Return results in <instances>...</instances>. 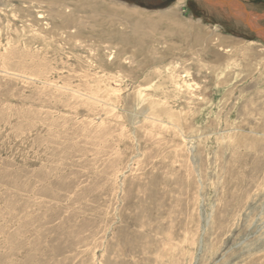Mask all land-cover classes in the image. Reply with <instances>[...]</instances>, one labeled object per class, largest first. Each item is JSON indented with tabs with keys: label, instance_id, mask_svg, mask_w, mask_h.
Wrapping results in <instances>:
<instances>
[{
	"label": "rangeland",
	"instance_id": "obj_1",
	"mask_svg": "<svg viewBox=\"0 0 264 264\" xmlns=\"http://www.w3.org/2000/svg\"><path fill=\"white\" fill-rule=\"evenodd\" d=\"M205 1L0 0V264H264V36Z\"/></svg>",
	"mask_w": 264,
	"mask_h": 264
},
{
	"label": "bare ground",
	"instance_id": "obj_2",
	"mask_svg": "<svg viewBox=\"0 0 264 264\" xmlns=\"http://www.w3.org/2000/svg\"><path fill=\"white\" fill-rule=\"evenodd\" d=\"M179 1H183V0H179ZM186 1V0H185ZM205 1V0H204ZM206 1H208V0H206ZM205 1V2H206ZM198 2H199V0H198ZM200 2H201V0H200ZM204 2V3H205ZM211 2H214L215 4H217V5H219V7L221 6L222 7V5H223V7H222V9H219V10H222V11H225L226 12V8L228 7V10L230 9L231 11H232V13L235 15V17L236 16H239L240 18H242V19H244V21L243 22H245V27L248 29V30H250V31H255L254 32V34H257V35H259L260 36V34L262 35V36H264V24L263 23H258V18H260V16H255V15H253V13L251 14V13H249V12H247V10H245V8H243V6H242V4L240 3V2H238L237 0H229V1H226V2H224L223 0L221 1V0H212ZM185 3V2H184ZM94 4H98V6L99 7H103V4H105V6H107V10H109V11H107V12H110V11H113V12H116V13H118V15L117 14H114L113 13V15L114 16H134V14L135 13H137V15H139L140 16V14H142V12L140 11V10H135L136 12H131V13H129V10H130V8H129V10L128 11H123V9H121V8H119V6H117L118 4L117 3H114L113 2V4H110V5H107L106 3H93L92 5L90 4V6L88 7V8H91V10H92V12L93 13H99L98 12V9H97V7L94 5ZM211 4H213V3H211ZM214 4V5H215ZM179 5V4H178ZM214 5H213V7H214ZM135 6V5H134ZM207 6V5H206ZM209 6V5H208ZM212 6V5H211ZM224 6H226L225 8H224ZM216 7V6H215ZM218 7V8H219ZM220 7V8H221ZM210 8V7H209ZM217 8V7H216ZM90 10V11H91ZM127 10V9H126ZM229 10V11H230ZM167 13H169V12H166V14ZM227 13V12H226ZM230 13V12H229ZM60 14H65V13H62V11H60ZM231 15V14H230ZM71 16V15H70ZM136 16V15H135ZM262 17V16H261ZM60 18H62V20H66V21H70V20H72V21H74L73 20V18L72 17H62V16H60ZM93 19L94 20H98V19H96V14L93 16ZM129 19V18H128ZM127 19V20H128ZM100 20V19H99ZM157 22V21H156ZM260 22V21H259ZM139 26H141L140 25V23L139 22H137L136 21V23H134V27L136 28V27H139ZM140 29V28H139ZM144 29V28H143ZM148 30V29H147ZM136 31H138L137 30V28H136ZM142 31V30H141ZM141 31H140V33H141ZM142 33H143V31H142ZM146 33V32H145ZM145 35V34H144ZM143 35V36H144ZM147 36V35H146ZM110 41H119V42H123V40L121 39V37L119 36V35H117V34H112V33H110L109 35H108V37H107ZM106 38V39H107ZM124 43H125V41H124Z\"/></svg>",
	"mask_w": 264,
	"mask_h": 264
}]
</instances>
